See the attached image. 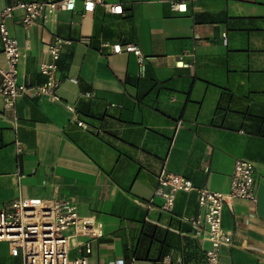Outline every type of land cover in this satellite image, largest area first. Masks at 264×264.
I'll list each match as a JSON object with an SVG mask.
<instances>
[{
  "label": "crops",
  "instance_id": "0c3cea01",
  "mask_svg": "<svg viewBox=\"0 0 264 264\" xmlns=\"http://www.w3.org/2000/svg\"><path fill=\"white\" fill-rule=\"evenodd\" d=\"M16 1L0 0V9ZM104 1L122 12L97 4L81 15L76 0L44 25L25 26L18 12L6 19L26 51L19 81H43L38 65L48 43L54 35L69 42L57 60L59 99L26 92L11 109L0 95V210L19 196L76 202L104 224L89 264L120 257L206 264L209 243L180 216L196 213V188L228 191L235 159L246 158L255 166L256 198L224 204L222 226L232 240L220 247L219 263L264 264V0ZM102 41L133 42L144 64ZM1 50L0 40L3 66ZM163 165L195 187L176 192L171 213L154 195ZM0 264H21L5 241Z\"/></svg>",
  "mask_w": 264,
  "mask_h": 264
},
{
  "label": "built area",
  "instance_id": "2783aa9c",
  "mask_svg": "<svg viewBox=\"0 0 264 264\" xmlns=\"http://www.w3.org/2000/svg\"><path fill=\"white\" fill-rule=\"evenodd\" d=\"M81 15L94 10L97 4L112 13H121L119 3L104 0H81ZM76 0L16 1L0 9V40L5 64L0 65V95L5 108H14L16 99L26 92L33 96H45L59 99L57 90L60 78L57 76V60L60 49L69 41L54 35L47 45L48 59L38 65L43 81L30 84L18 80L17 66L26 56V51L10 33L6 19L18 12L20 22L29 26L44 25L50 15L57 10H73ZM175 10L186 9L185 2L171 3ZM101 47H109L112 53H132L139 66L146 56L133 42L111 43L102 41ZM69 80L77 82L75 76ZM91 96L92 91L84 92ZM67 107L72 110L71 105ZM15 119V116H14ZM74 123L85 127L80 118ZM17 151L22 148L17 141ZM17 176H23L18 171ZM256 171L252 161L237 158L233 164L229 189L226 192L208 187L196 188L197 211L191 215H181L180 219L188 222L194 236L207 241L205 249L206 264H220L219 250L232 240V231L222 226L224 204L231 209L230 200L243 198L255 201ZM192 181L180 173L168 170L164 165L157 174V186L154 195L161 199L160 207L171 213L176 192L194 189ZM104 236V224L93 214H82L76 202L65 198L16 197L7 208L0 210V241L7 243L9 254L18 256L21 264H89L88 257L93 251L94 242ZM105 264H125L124 258L109 259Z\"/></svg>",
  "mask_w": 264,
  "mask_h": 264
}]
</instances>
